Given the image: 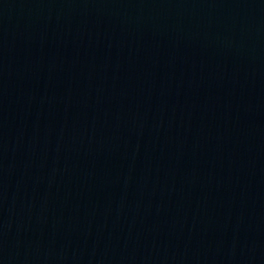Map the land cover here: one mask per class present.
I'll use <instances>...</instances> for the list:
<instances>
[{"label":"water","instance_id":"obj_1","mask_svg":"<svg viewBox=\"0 0 264 264\" xmlns=\"http://www.w3.org/2000/svg\"><path fill=\"white\" fill-rule=\"evenodd\" d=\"M0 264H264V0H0Z\"/></svg>","mask_w":264,"mask_h":264}]
</instances>
